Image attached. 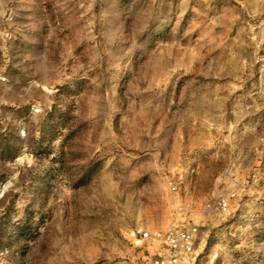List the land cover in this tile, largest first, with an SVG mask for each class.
Here are the masks:
<instances>
[{"label":"rangeland","instance_id":"1","mask_svg":"<svg viewBox=\"0 0 264 264\" xmlns=\"http://www.w3.org/2000/svg\"><path fill=\"white\" fill-rule=\"evenodd\" d=\"M0 76L4 264H264V0H0Z\"/></svg>","mask_w":264,"mask_h":264},{"label":"built area","instance_id":"2","mask_svg":"<svg viewBox=\"0 0 264 264\" xmlns=\"http://www.w3.org/2000/svg\"><path fill=\"white\" fill-rule=\"evenodd\" d=\"M4 81L0 76V82ZM31 111L38 113L39 108L33 106ZM217 205L225 211L227 202L221 199ZM128 240L134 250L133 264H217L216 252L209 253L206 259L197 252L198 227L191 224L171 225L165 231H150L136 225L129 229ZM7 254V249L0 250V264H4Z\"/></svg>","mask_w":264,"mask_h":264},{"label":"crops","instance_id":"3","mask_svg":"<svg viewBox=\"0 0 264 264\" xmlns=\"http://www.w3.org/2000/svg\"><path fill=\"white\" fill-rule=\"evenodd\" d=\"M21 104V102L18 100L17 97H0V105H9V106H15L16 107Z\"/></svg>","mask_w":264,"mask_h":264}]
</instances>
